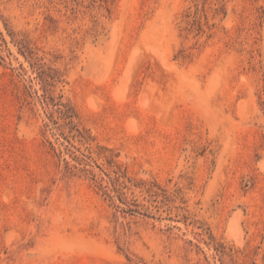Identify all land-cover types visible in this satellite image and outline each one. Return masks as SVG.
I'll list each match as a JSON object with an SVG mask.
<instances>
[{"label": "rangeland", "instance_id": "obj_1", "mask_svg": "<svg viewBox=\"0 0 264 264\" xmlns=\"http://www.w3.org/2000/svg\"><path fill=\"white\" fill-rule=\"evenodd\" d=\"M0 264H264V0H0Z\"/></svg>", "mask_w": 264, "mask_h": 264}]
</instances>
